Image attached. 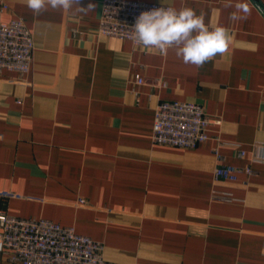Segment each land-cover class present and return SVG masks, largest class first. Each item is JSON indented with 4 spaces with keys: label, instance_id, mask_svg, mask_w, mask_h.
<instances>
[{
    "label": "crops",
    "instance_id": "1",
    "mask_svg": "<svg viewBox=\"0 0 264 264\" xmlns=\"http://www.w3.org/2000/svg\"><path fill=\"white\" fill-rule=\"evenodd\" d=\"M131 1L193 8L228 30L227 51L197 68L99 35L102 0L40 15L0 0L34 46L28 73L0 74V209L72 227L112 264H264V0L242 21L224 0ZM166 101L202 106L208 140L154 144ZM223 165L234 181L215 178Z\"/></svg>",
    "mask_w": 264,
    "mask_h": 264
},
{
    "label": "built area",
    "instance_id": "2",
    "mask_svg": "<svg viewBox=\"0 0 264 264\" xmlns=\"http://www.w3.org/2000/svg\"><path fill=\"white\" fill-rule=\"evenodd\" d=\"M159 7L170 6L131 0H102L98 33L107 38L129 41L135 48L155 49L140 44L133 27L142 12ZM33 49L31 33L22 19L4 21L0 18V74L4 71L19 76L28 73ZM135 83L141 85L144 79L137 76ZM210 124L211 118L196 103L161 102L155 108L152 140L160 146L193 149L208 140ZM238 171L234 166H218L214 176L234 181ZM245 171L252 173L249 168ZM100 251L101 246L97 242L77 234L72 227L46 219L14 217L0 209V254L11 264H112L102 258Z\"/></svg>",
    "mask_w": 264,
    "mask_h": 264
},
{
    "label": "clouds",
    "instance_id": "3",
    "mask_svg": "<svg viewBox=\"0 0 264 264\" xmlns=\"http://www.w3.org/2000/svg\"><path fill=\"white\" fill-rule=\"evenodd\" d=\"M81 0H26V7L34 15H40L49 8L52 10L92 11L94 4L81 7ZM225 8H234L229 19L246 20L252 12L251 0H224ZM258 11L264 12V9ZM135 38L146 48H155L167 53L171 48L186 65L202 67L218 54L227 51L231 35L218 25L210 29L203 15H198L191 7H159L142 12L133 27Z\"/></svg>",
    "mask_w": 264,
    "mask_h": 264
}]
</instances>
